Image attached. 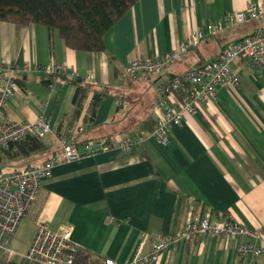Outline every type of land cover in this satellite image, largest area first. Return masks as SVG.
<instances>
[{"label":"crops","instance_id":"1","mask_svg":"<svg viewBox=\"0 0 264 264\" xmlns=\"http://www.w3.org/2000/svg\"><path fill=\"white\" fill-rule=\"evenodd\" d=\"M250 6H264V0H140L106 36L105 53L72 51L57 31L41 26L0 23V64L28 69L0 121L33 124L44 117L53 134L64 139L75 135L79 146L90 141L111 145L108 151L53 169L9 245L14 264L23 263L38 221L53 231L71 228L72 242L103 264H129L143 243L144 257H149L158 235L175 234L203 205L215 218L230 215L239 226L264 236V72H255L247 60L236 61L232 69L240 78L239 87L220 90L216 100L172 128L167 144L141 127L156 125L166 110L181 104L184 93L164 98L160 79L124 77L134 60H164L205 24ZM259 29L264 30V19L208 37L177 60L179 64L166 65L162 80L216 61ZM47 66L76 72L89 87L75 124L64 119L74 110L77 88L62 80L49 87L47 76L34 71ZM5 79L0 75V85ZM105 89L109 95L93 123L86 124L95 91ZM42 141L46 155L18 160L14 171L62 155L54 136ZM120 141L131 144L130 153L119 148ZM4 261L6 257H0V264ZM150 264H238V259L233 242L200 238L171 248ZM256 264H264V256Z\"/></svg>","mask_w":264,"mask_h":264},{"label":"built area","instance_id":"2","mask_svg":"<svg viewBox=\"0 0 264 264\" xmlns=\"http://www.w3.org/2000/svg\"><path fill=\"white\" fill-rule=\"evenodd\" d=\"M263 19L264 6H250L246 11L225 16L220 22L205 24L204 30L192 34L186 43L164 60H134L129 65L125 78L160 79L159 89L164 98L184 93L181 104L176 109L166 110L164 116L156 123L153 136L157 137L161 144H167L172 128L181 126L182 122L194 115L201 106L216 100L220 90L231 91L239 87L240 78L232 69L236 61L247 60L255 72H264V30L259 29L254 35L227 48L216 61L169 81L162 80L166 65L176 62L208 37H216L227 30ZM27 71L28 69L21 70L16 65L0 64V75L6 76L4 83L0 85V119L8 102L20 90L17 79ZM34 71L45 76L67 75L73 79L79 78L76 72L56 66L35 68ZM49 136H54L61 145L62 155L59 158L43 164H34L30 168L14 171L0 178V257H6L4 264H14L16 256L9 245L37 201L43 182L52 176L53 169L64 163L95 156L111 148L107 141H90L79 146L75 142V135L64 139L53 134L46 119L40 117L33 124H7L0 121V157L13 145L30 139L44 140ZM119 148L126 153L131 152V144L126 141H120ZM200 238H220L233 242L238 263L241 264H256V260L264 256V236L261 232L239 226L230 215L217 219L211 211H199L192 222L180 226L175 234L158 235L154 239L153 252L149 257H144L145 244H141L129 264L154 263L171 248L175 250L181 244H195ZM243 239H246L247 243L243 244ZM79 250L80 248L72 242L71 228L63 227L53 231L47 223L38 221L30 250L20 264H77ZM104 264L119 263L106 260Z\"/></svg>","mask_w":264,"mask_h":264},{"label":"trees","instance_id":"3","mask_svg":"<svg viewBox=\"0 0 264 264\" xmlns=\"http://www.w3.org/2000/svg\"><path fill=\"white\" fill-rule=\"evenodd\" d=\"M140 0H0V23L17 27L41 26L51 32L57 31L67 48L75 52L105 53V38L117 22ZM46 84L50 87L55 80L71 83L77 88L73 102L72 123L81 119L85 104L89 98V87L80 78L67 75L47 76ZM20 78L17 79L18 85ZM109 95L107 89L95 91L84 122L93 123L101 103ZM74 127V126H73ZM141 131L155 133L156 125L147 122ZM86 143V142H85ZM85 143H82L85 144ZM48 147L42 140L30 139L19 145H13L4 151L0 162H15L46 154ZM3 157V158H2ZM0 163V164H1ZM201 212L209 208L199 206ZM197 209V210H198ZM215 216L213 210L209 209ZM5 262V261H4ZM4 262H2L4 264ZM77 264H103L94 260L85 251L79 250ZM241 264V263H238Z\"/></svg>","mask_w":264,"mask_h":264},{"label":"rangeland","instance_id":"4","mask_svg":"<svg viewBox=\"0 0 264 264\" xmlns=\"http://www.w3.org/2000/svg\"><path fill=\"white\" fill-rule=\"evenodd\" d=\"M235 45V44H234ZM233 46V45H232ZM231 47V46H230ZM229 48V47H228ZM190 58V57H189ZM180 63V61H177L176 63H175V65H177V64H179ZM174 65V66H175ZM46 155V154H45ZM45 155H41L42 157L43 156H45ZM40 156V157H41ZM40 157H39V159H40ZM17 164H18V162L17 161H15V162H10V161H8V160H4L1 164H0V178L1 177H5V176H8V175H10L11 173H13L14 172V170L16 169V167H17Z\"/></svg>","mask_w":264,"mask_h":264}]
</instances>
